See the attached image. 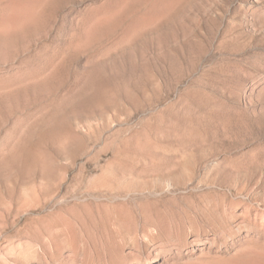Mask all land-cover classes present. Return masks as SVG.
<instances>
[{
    "label": "rangeland",
    "instance_id": "obj_1",
    "mask_svg": "<svg viewBox=\"0 0 264 264\" xmlns=\"http://www.w3.org/2000/svg\"><path fill=\"white\" fill-rule=\"evenodd\" d=\"M0 264H264V0H0Z\"/></svg>",
    "mask_w": 264,
    "mask_h": 264
}]
</instances>
